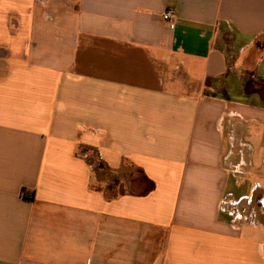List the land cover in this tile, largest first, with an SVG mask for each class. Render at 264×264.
Instances as JSON below:
<instances>
[{"label":"crops","instance_id":"0c3cea01","mask_svg":"<svg viewBox=\"0 0 264 264\" xmlns=\"http://www.w3.org/2000/svg\"><path fill=\"white\" fill-rule=\"evenodd\" d=\"M237 168L264 178V0H0V264H264L219 211Z\"/></svg>","mask_w":264,"mask_h":264},{"label":"rangeland","instance_id":"374dc122","mask_svg":"<svg viewBox=\"0 0 264 264\" xmlns=\"http://www.w3.org/2000/svg\"><path fill=\"white\" fill-rule=\"evenodd\" d=\"M237 171L234 172L235 180H239L241 184L235 187L233 184V179L230 181V185L233 188H236L235 190L237 192L231 193L223 197L222 201H238L241 196L247 197L246 199H243L238 205L234 207V209L239 210L243 214V216H249L248 218H251L252 216H257L258 220L257 222L260 224L264 223V205L262 206L260 204V200H264V178H255V177H245V172L241 168L235 169ZM260 183L262 186L255 191H250V187L253 186V184ZM230 207V206H229ZM254 219V218H253ZM250 231L252 234H257V238L264 241V238L258 236L259 235V229L257 230L255 226H252L250 223H245L242 226L241 234L243 236L250 234ZM264 237V234H262Z\"/></svg>","mask_w":264,"mask_h":264},{"label":"built area","instance_id":"2783aa9c","mask_svg":"<svg viewBox=\"0 0 264 264\" xmlns=\"http://www.w3.org/2000/svg\"><path fill=\"white\" fill-rule=\"evenodd\" d=\"M161 19L163 20L164 24L169 28L173 29L176 24V13L171 9H166L161 14ZM247 197H241L238 201H221L219 205V211L221 213H225L228 217H230L232 223L242 222L243 220H247L245 216L239 210H235L234 207L238 205L243 199ZM230 206V207H229Z\"/></svg>","mask_w":264,"mask_h":264},{"label":"trees","instance_id":"16d2710c","mask_svg":"<svg viewBox=\"0 0 264 264\" xmlns=\"http://www.w3.org/2000/svg\"><path fill=\"white\" fill-rule=\"evenodd\" d=\"M23 194H24V195H27V192H25V191L23 190ZM30 197L33 198V193L31 194Z\"/></svg>","mask_w":264,"mask_h":264},{"label":"flooded vegetation","instance_id":"af4514ba","mask_svg":"<svg viewBox=\"0 0 264 264\" xmlns=\"http://www.w3.org/2000/svg\"><path fill=\"white\" fill-rule=\"evenodd\" d=\"M260 204H261V205H264V200L261 199V200H260Z\"/></svg>","mask_w":264,"mask_h":264}]
</instances>
